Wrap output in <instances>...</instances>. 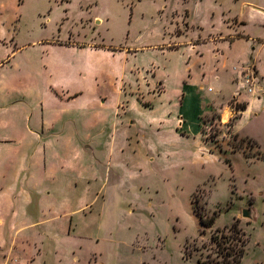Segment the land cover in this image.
<instances>
[{"label":"crops","instance_id":"0c3cea01","mask_svg":"<svg viewBox=\"0 0 264 264\" xmlns=\"http://www.w3.org/2000/svg\"><path fill=\"white\" fill-rule=\"evenodd\" d=\"M237 1L241 14L210 39L145 33L136 45L131 32L80 39L59 28L58 38L25 43L1 64L14 78L0 82V264H36L48 251L61 262V241L95 226L125 156L167 159L170 148L191 145L196 159L224 161L201 122L231 99L246 106L234 121L232 109V134L264 145V0ZM85 12L82 29L111 31L109 11ZM249 66L258 87L237 96Z\"/></svg>","mask_w":264,"mask_h":264},{"label":"rangeland","instance_id":"374dc122","mask_svg":"<svg viewBox=\"0 0 264 264\" xmlns=\"http://www.w3.org/2000/svg\"><path fill=\"white\" fill-rule=\"evenodd\" d=\"M100 1L0 0V82L14 78L10 67L2 66L14 50L35 40L58 38L59 28L61 34L80 39H89L92 33L128 38L131 32V40L139 45L136 37L145 33L153 34L154 41L183 33L195 40L199 36L210 39L232 25L225 22L232 21L233 13L241 14L237 0ZM83 10L86 19L109 11L114 27L108 33L104 25L82 29ZM237 104L243 105L231 99L223 112L215 110L201 122L208 148L225 157L224 161L196 159L191 145L170 148L167 159L163 151L155 159L144 153L146 162L142 153L134 158L125 156V170L111 169L95 226L82 227L73 240L61 241V262L48 251L36 264H72L70 261L77 260L78 264H209L217 259L212 235L235 219L249 239L240 264H264V160L233 153L232 142L242 145L251 156L264 152V145L258 149L233 140L232 109ZM221 112L231 118L226 124ZM200 206L206 207L208 219L217 214L214 226L200 223L194 210ZM248 209L250 218L243 216Z\"/></svg>","mask_w":264,"mask_h":264},{"label":"trees","instance_id":"16d2710c","mask_svg":"<svg viewBox=\"0 0 264 264\" xmlns=\"http://www.w3.org/2000/svg\"><path fill=\"white\" fill-rule=\"evenodd\" d=\"M246 108L245 105H236L234 108L236 115L233 121L237 119L238 113ZM242 142H248L253 147L261 149L262 146L248 137H241L238 134L233 135V140ZM232 152H242L247 158L255 160H264V152H259L256 155H249L246 149L241 145H236L232 142ZM195 212L199 216L200 223L204 227H212L216 222V213L208 219V211L205 206L195 207ZM212 242L215 245L216 260H213L209 264H240L247 252V246L249 239L247 233L240 227L237 219L224 229H216V232L212 235Z\"/></svg>","mask_w":264,"mask_h":264},{"label":"built area","instance_id":"2783aa9c","mask_svg":"<svg viewBox=\"0 0 264 264\" xmlns=\"http://www.w3.org/2000/svg\"><path fill=\"white\" fill-rule=\"evenodd\" d=\"M240 84L241 89L238 91L237 96L241 95V93L252 94L259 84V77L256 70L249 66L241 77Z\"/></svg>","mask_w":264,"mask_h":264},{"label":"water","instance_id":"95a60500","mask_svg":"<svg viewBox=\"0 0 264 264\" xmlns=\"http://www.w3.org/2000/svg\"><path fill=\"white\" fill-rule=\"evenodd\" d=\"M243 216L246 217V218H250L251 217V211L249 209L245 210Z\"/></svg>","mask_w":264,"mask_h":264},{"label":"bare ground","instance_id":"6f19581e","mask_svg":"<svg viewBox=\"0 0 264 264\" xmlns=\"http://www.w3.org/2000/svg\"><path fill=\"white\" fill-rule=\"evenodd\" d=\"M226 116H227V114H226ZM226 119V118H225Z\"/></svg>","mask_w":264,"mask_h":264}]
</instances>
